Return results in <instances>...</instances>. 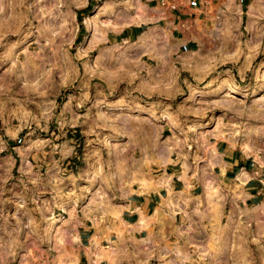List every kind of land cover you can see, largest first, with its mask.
<instances>
[{
  "label": "rangeland",
  "instance_id": "374dc122",
  "mask_svg": "<svg viewBox=\"0 0 264 264\" xmlns=\"http://www.w3.org/2000/svg\"><path fill=\"white\" fill-rule=\"evenodd\" d=\"M220 1L206 45L221 53L159 86L95 66L83 18L0 0V264H264V224L231 215L238 172L222 182L210 128L225 123L222 150L264 178V0ZM228 84L238 92L224 98ZM167 166L189 182L186 201L138 230L128 203L166 185ZM96 224L110 227L99 246Z\"/></svg>",
  "mask_w": 264,
  "mask_h": 264
},
{
  "label": "crops",
  "instance_id": "0c3cea01",
  "mask_svg": "<svg viewBox=\"0 0 264 264\" xmlns=\"http://www.w3.org/2000/svg\"><path fill=\"white\" fill-rule=\"evenodd\" d=\"M44 1L47 7L61 8L62 22L83 18L87 43L91 44L90 49L95 55V66L101 68L103 64L117 63L128 72L142 76L145 81H157L159 86L166 85L167 81H174L173 86H176L175 76L181 69L180 64L188 65L190 69L200 68L209 60L207 56L221 53L216 46L206 45L213 38V35L206 36L207 24L222 21L226 14L225 3L221 4L220 0ZM245 1L235 0L241 9L246 5ZM197 56L202 58L197 59ZM210 128L215 138L211 142L216 149L212 160L214 166L224 172L222 182L228 181L230 171L238 172L236 180L228 181L231 184L228 196H233L234 200L231 215L237 217L241 225L251 224L256 229L260 223L264 224V178L257 174L255 162L247 160L237 146L226 142L222 150L224 140L218 136L229 129L225 123L214 120ZM168 168L161 173V176L165 173L172 175L166 185L149 191L138 202L130 200L128 203L135 215V223L142 215L153 217L157 208L159 214L156 213L151 223L162 210L171 214L172 205H184L189 182L183 174H176ZM178 192L183 194L178 196L181 194Z\"/></svg>",
  "mask_w": 264,
  "mask_h": 264
},
{
  "label": "bare ground",
  "instance_id": "6f19581e",
  "mask_svg": "<svg viewBox=\"0 0 264 264\" xmlns=\"http://www.w3.org/2000/svg\"><path fill=\"white\" fill-rule=\"evenodd\" d=\"M88 25H89V23H88ZM90 26V25H89ZM88 26V27H89ZM236 92H238V88L237 87H234L233 85H227V89H226V93H225V95H223V97L224 96H233ZM222 97V98H223ZM225 98V97H224ZM227 134V133H226ZM225 132H221V134H220V137H224L225 135ZM250 134H246L245 136H244V138H243V149H244V152L245 153H247L248 155H252L253 156V150L250 148V146L251 145H249L250 143ZM213 152V154H214V156H215V152L216 151H212ZM254 157H256V158H258L259 160H261L260 159V157H259V155L256 153H254ZM164 162V161H163ZM164 174V173H163ZM162 174V175H163ZM172 175L171 174H168V173H165L163 176H161V177H159L160 179L158 180L159 182H160V184L161 183H166V181L168 182V180H169V178L171 177ZM184 176V175H183ZM240 176V175H239ZM181 177V176H180ZM168 184V183H167ZM188 184V183H187ZM158 185V184H157ZM161 186V185H160ZM189 186H187V188H188ZM136 191H138L137 189H136ZM174 192V191H173ZM178 193H181V194H177L178 196H180V195H182L183 194V192H178ZM172 197V196H171ZM176 198V197H175ZM182 199H183V197H181ZM166 199H168V197L166 198ZM173 200H174V197H173ZM176 200V199H175ZM178 201H179V199H177ZM177 202V201H176ZM175 202V203H176ZM166 205V204H165ZM178 205H179V203H178ZM172 208V210L170 209V211H172L171 212V214L172 213H175L177 210H179L178 209V207H176L175 206V204L174 205H172L171 206ZM159 211H158V208H157V210H156V213H158ZM156 213L154 214V216L152 217H146L145 215H142L139 219H138V221L135 223V226L137 227V229L139 230L140 228H142V227H144V226H146L150 221H151V219L152 218H154L155 216H156ZM159 214V213H158ZM51 218H53V220H54V217H51ZM154 220V219H153ZM136 229V228H135ZM109 230H110V227H106V228H102L99 224H96L95 225V231H94V233H93V235L91 236V240L90 241H92L93 242V245H95V246H97L98 244H99V242H100V240L101 239H105V238H107V234H108V232H109ZM73 237V236H72ZM73 240H74V242L75 241H77V235L76 236H74L73 238H72ZM72 240V241H73ZM99 246V245H98ZM101 247V246H100ZM114 247V246H113ZM113 247H109V248H111V250L113 251L114 250V248ZM93 248V247H92ZM89 249H91V248H89ZM96 250V249H95ZM99 251H101L99 254H100V256H101V254L102 255H107V256H109L108 255V253H107V251L108 250H105L104 251V247H103V249H98ZM110 250V253L112 252ZM90 251V250H89ZM98 251V252H99ZM93 252V251H92ZM95 253V252H94ZM96 256H98V255H96ZM103 257H105V256H103ZM96 259H97V257H95ZM95 259V260H96ZM93 260V259H92ZM94 260V262L96 263V261ZM93 262V263H94Z\"/></svg>",
  "mask_w": 264,
  "mask_h": 264
}]
</instances>
